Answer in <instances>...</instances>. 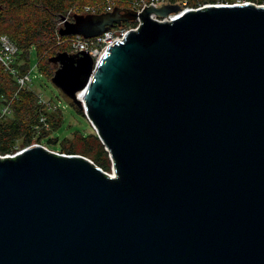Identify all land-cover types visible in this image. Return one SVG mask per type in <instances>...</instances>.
<instances>
[{
	"label": "water",
	"instance_id": "95a60500",
	"mask_svg": "<svg viewBox=\"0 0 264 264\" xmlns=\"http://www.w3.org/2000/svg\"><path fill=\"white\" fill-rule=\"evenodd\" d=\"M138 15L96 63L48 59L114 173L39 143L0 156V264H264V4ZM134 18L61 16L59 33Z\"/></svg>",
	"mask_w": 264,
	"mask_h": 264
},
{
	"label": "trees",
	"instance_id": "16d2710c",
	"mask_svg": "<svg viewBox=\"0 0 264 264\" xmlns=\"http://www.w3.org/2000/svg\"><path fill=\"white\" fill-rule=\"evenodd\" d=\"M100 0H0V34L16 45L14 59L7 68L0 60V156L10 155L19 147L31 144H42V134H34V127L42 125V116L51 127L50 132L60 129L63 116H54L50 111L43 110L38 96L27 86L21 85L18 78L30 73L32 68L30 54L34 53L35 66L44 77H51L53 65L48 59L59 51H66L63 44H57L55 25L59 18L74 5L97 3ZM218 0H168V3H185L189 7H198L200 2L216 3ZM244 1V0H243ZM264 4V0H245ZM218 2H224L219 0ZM232 4L236 0H226ZM255 3V4H256ZM7 107L8 112L3 113ZM78 112L83 111L76 105ZM73 142L66 146L60 139L59 152L80 154L90 158L104 171L112 166L108 151L95 132L84 133L74 130ZM58 137L46 139L45 145H54Z\"/></svg>",
	"mask_w": 264,
	"mask_h": 264
},
{
	"label": "built area",
	"instance_id": "2783aa9c",
	"mask_svg": "<svg viewBox=\"0 0 264 264\" xmlns=\"http://www.w3.org/2000/svg\"><path fill=\"white\" fill-rule=\"evenodd\" d=\"M166 2L168 3V0H100L99 2L93 4L74 5L68 9L64 15H62L66 22L73 21L76 14H100L102 12H111L115 7L127 8L129 10L135 11L136 18H134L132 21L122 22L123 26L115 24L110 28V30L108 29L99 35L87 38L80 34L61 35L59 31L64 26V23L59 18L55 25V37L57 39V44H63L66 47V51L68 53L87 52L92 56L96 63L113 43L122 40L129 31H135L140 27L141 19L138 15L139 12L143 11L148 6L157 7L159 4ZM241 2L246 3L249 1L244 0ZM205 5L207 4H203L198 7H189L183 3L181 8L197 9ZM177 15L178 13H171L166 18L156 17V15L151 14V17L158 22H163L172 21ZM16 49V45L8 38V36L0 34V60L5 65H7L6 62L9 63L14 59ZM29 80L30 73L18 78V81L21 85H24ZM59 154L67 155L66 153ZM105 172L109 175H112L114 170L112 169V173H108V171Z\"/></svg>",
	"mask_w": 264,
	"mask_h": 264
},
{
	"label": "rangeland",
	"instance_id": "374dc122",
	"mask_svg": "<svg viewBox=\"0 0 264 264\" xmlns=\"http://www.w3.org/2000/svg\"><path fill=\"white\" fill-rule=\"evenodd\" d=\"M218 1L215 4H230L226 2V0H224V2H218ZM241 1L243 0H236V2H241ZM202 3L210 4L209 2H200L198 4H202ZM163 4H167V2L161 3L158 6H161ZM30 58L33 66L30 71V80L26 82L28 83L27 87L29 89H32V91H34L35 94L38 96L39 103L43 107V110L52 112L55 117H57L59 113H61L63 116V122L60 129L52 133H48L50 132L51 127L49 126V123L46 122L45 116H42L41 118L42 125L38 127L37 126L34 127V134L36 136L40 134L41 129H44L45 131L41 136L42 137L41 145H43L44 147L55 153H62L59 152L58 150V147L60 145L59 142L60 139L63 137H67V139L63 140V144L67 146L69 142H73L76 139V137L74 138V133H76L74 130H80L84 133L95 132L96 134V130L94 129L88 118L86 117L84 111L81 109L84 115L80 114L76 108V104L73 103L70 98L64 95V93L51 82V77H44L40 72H38L35 66V56L33 52H31ZM9 63L6 62L7 65H5L4 63L3 64L8 68ZM7 112H8L7 107H4L3 113H7ZM52 136L58 137L57 142L54 145H45L46 139ZM22 148L23 147H19L12 154L20 151ZM108 173H112V166L111 169L108 171Z\"/></svg>",
	"mask_w": 264,
	"mask_h": 264
},
{
	"label": "bare ground",
	"instance_id": "6f19581e",
	"mask_svg": "<svg viewBox=\"0 0 264 264\" xmlns=\"http://www.w3.org/2000/svg\"><path fill=\"white\" fill-rule=\"evenodd\" d=\"M81 95H80V97L82 96V92L80 93Z\"/></svg>",
	"mask_w": 264,
	"mask_h": 264
}]
</instances>
